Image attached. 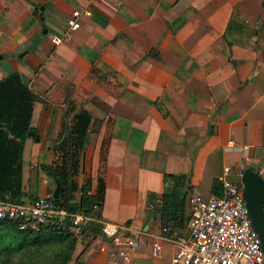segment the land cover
<instances>
[{
	"label": "crops",
	"instance_id": "obj_1",
	"mask_svg": "<svg viewBox=\"0 0 264 264\" xmlns=\"http://www.w3.org/2000/svg\"><path fill=\"white\" fill-rule=\"evenodd\" d=\"M14 73L40 98L23 202L53 195L42 167L85 110L76 181L90 180L94 195L102 179L103 221L145 234L124 261L112 241L84 232L69 264H173L176 247L152 213L165 174L192 173L191 192L205 200L226 168L246 161L264 175V0H0V80Z\"/></svg>",
	"mask_w": 264,
	"mask_h": 264
},
{
	"label": "trees",
	"instance_id": "obj_2",
	"mask_svg": "<svg viewBox=\"0 0 264 264\" xmlns=\"http://www.w3.org/2000/svg\"><path fill=\"white\" fill-rule=\"evenodd\" d=\"M39 100L19 74L14 73L0 80V200L24 203L23 154L28 134L34 131V106ZM91 123L92 116L88 111L76 114L72 126L62 131L56 145L59 159L52 166L42 167L64 189L59 199H53V195L49 198L59 208L72 214L89 215L95 205L103 206L104 203L105 184L102 179L94 195L89 193L92 189L90 180H86L81 187L76 181L81 160H84L82 150ZM191 176L192 173L164 175L165 189L158 197L159 205L152 212L159 217L162 228L170 226L174 231L186 229L190 220ZM220 188L219 180L215 179L212 196H220ZM77 241V237L64 227L40 225L37 230L23 231L18 222L0 221V264H69Z\"/></svg>",
	"mask_w": 264,
	"mask_h": 264
},
{
	"label": "built area",
	"instance_id": "obj_3",
	"mask_svg": "<svg viewBox=\"0 0 264 264\" xmlns=\"http://www.w3.org/2000/svg\"><path fill=\"white\" fill-rule=\"evenodd\" d=\"M107 1V0H103ZM80 12H73L68 21L71 32L80 28ZM57 45L62 39L54 38ZM234 143L230 142V148ZM244 151L248 147L243 148ZM230 168L224 169L220 182V196L208 200L198 190L189 196L190 220L184 231L162 228V237L175 247L173 264H264V252L259 234L254 229L243 198V185L229 181ZM19 223L20 230H37L40 225L64 227L76 237L91 233L93 226L112 241L114 257L130 260V253L141 247L143 232L130 226L121 227L103 221L101 206L95 205L89 215L72 214L59 208L53 200L39 197L31 202L16 204L0 200V221ZM93 233V232H92ZM162 247L154 243L153 257H159Z\"/></svg>",
	"mask_w": 264,
	"mask_h": 264
},
{
	"label": "water",
	"instance_id": "obj_4",
	"mask_svg": "<svg viewBox=\"0 0 264 264\" xmlns=\"http://www.w3.org/2000/svg\"><path fill=\"white\" fill-rule=\"evenodd\" d=\"M43 10L44 7L41 8V11ZM44 33L46 34L47 30H45ZM34 137H36L35 132H30L28 134V138ZM241 184L243 185V198L246 202L249 216L252 220L254 229L259 234L262 241L264 252V179L251 168H246L241 175ZM63 190L62 184L57 181L53 199H59ZM92 232L97 235H102L99 227L92 228Z\"/></svg>",
	"mask_w": 264,
	"mask_h": 264
},
{
	"label": "rangeland",
	"instance_id": "obj_5",
	"mask_svg": "<svg viewBox=\"0 0 264 264\" xmlns=\"http://www.w3.org/2000/svg\"><path fill=\"white\" fill-rule=\"evenodd\" d=\"M37 108H38V106H37ZM37 118H38V115H36L35 116V122L37 121ZM27 162V161H26ZM241 165L240 166H237L236 168H234L233 170H231V176L228 178L229 179V181H231V182H235V183H238V182H240V178L239 177H237V175H239V174H241L246 168H251L252 170H254L255 172H257V173H259L258 171H256V169H255V167H254V164H252V163H247L246 161H243V162H241L240 163ZM25 170L27 171V167L29 166V165H27V163L25 164ZM236 171V172H235ZM261 171H262V169L260 170V175H261V177L264 179V175H262L261 174ZM191 193L192 192H190V195H191ZM189 195V196H190ZM188 209H189V205H188ZM189 212H190V209L188 210Z\"/></svg>",
	"mask_w": 264,
	"mask_h": 264
},
{
	"label": "flooded vegetation",
	"instance_id": "obj_6",
	"mask_svg": "<svg viewBox=\"0 0 264 264\" xmlns=\"http://www.w3.org/2000/svg\"><path fill=\"white\" fill-rule=\"evenodd\" d=\"M242 174H243V172H242L241 174L237 175V177L240 178V182H238L239 184L241 183V175H242Z\"/></svg>",
	"mask_w": 264,
	"mask_h": 264
}]
</instances>
